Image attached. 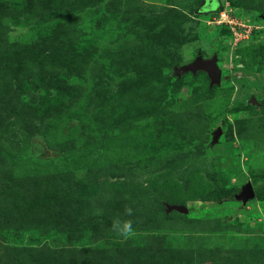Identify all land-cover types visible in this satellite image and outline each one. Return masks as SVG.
I'll return each mask as SVG.
<instances>
[{"label": "rangeland", "instance_id": "374dc122", "mask_svg": "<svg viewBox=\"0 0 264 264\" xmlns=\"http://www.w3.org/2000/svg\"><path fill=\"white\" fill-rule=\"evenodd\" d=\"M263 85L264 0H0V264H264Z\"/></svg>", "mask_w": 264, "mask_h": 264}, {"label": "water", "instance_id": "95a60500", "mask_svg": "<svg viewBox=\"0 0 264 264\" xmlns=\"http://www.w3.org/2000/svg\"><path fill=\"white\" fill-rule=\"evenodd\" d=\"M197 71H203L206 73L209 79V85L218 84L221 80V70L216 64V58L212 57L211 59L204 60L202 57L197 56L196 59L190 64L181 66L175 72L177 75L191 72L195 73ZM219 130L215 133L218 135ZM254 198V190L250 183H247L242 190L234 196V199L240 202H246L247 200H251ZM170 210H176L178 212L186 213L187 208L183 206H172Z\"/></svg>", "mask_w": 264, "mask_h": 264}, {"label": "clouds", "instance_id": "9594fccd", "mask_svg": "<svg viewBox=\"0 0 264 264\" xmlns=\"http://www.w3.org/2000/svg\"><path fill=\"white\" fill-rule=\"evenodd\" d=\"M127 211H129V212H130L131 210H130V209H128ZM128 227H129V225H127V224H126V225L124 226V230H125V231H126V230H128Z\"/></svg>", "mask_w": 264, "mask_h": 264}, {"label": "trees", "instance_id": "16d2710c", "mask_svg": "<svg viewBox=\"0 0 264 264\" xmlns=\"http://www.w3.org/2000/svg\"><path fill=\"white\" fill-rule=\"evenodd\" d=\"M261 90H264V85L261 87ZM260 180L262 181V183H264V178H261Z\"/></svg>", "mask_w": 264, "mask_h": 264}]
</instances>
